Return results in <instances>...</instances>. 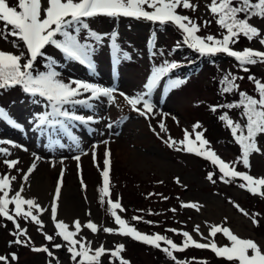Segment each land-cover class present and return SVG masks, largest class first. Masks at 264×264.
<instances>
[{
  "label": "rangeland",
  "instance_id": "obj_1",
  "mask_svg": "<svg viewBox=\"0 0 264 264\" xmlns=\"http://www.w3.org/2000/svg\"><path fill=\"white\" fill-rule=\"evenodd\" d=\"M192 2L197 5V9L181 10L182 14L189 15L202 25L199 35L212 34L220 38L223 30L215 23V18L206 7L210 0ZM9 3L14 5L16 0H9ZM206 19L212 22L204 27L203 21ZM87 22L92 30L103 36L99 44L91 39L81 41L90 43L95 48V73L78 62L69 61L53 46H46L44 50L57 60L56 67L61 72L62 79L98 83L116 90L111 101L103 97L91 101L94 105L92 109L77 106V114L85 117L91 115L94 118V121L87 125H81L79 122L70 124V131L78 139V147L58 126L53 128L39 125L38 114L50 111V108H45L42 98L24 95L20 90L0 94V107L8 111L22 126L17 129L0 121V141H4L0 143V148L7 149L10 154L6 156L0 153V176L7 174L16 177L11 181L10 195H14L23 185L22 195L34 199L45 209L40 215L44 225L43 232L54 236V240L49 242L37 230L36 224L20 220L21 226L28 230L33 245L47 246L53 251L58 258L53 264H73L66 246L61 249L53 247L56 243H65L55 236L56 229L51 219V202L63 171L61 195L57 202L58 220L67 223L70 230H74L75 220H80L82 224L89 220L96 223V233L82 228L80 236L85 242H90L93 249L100 245L114 249L120 243L125 244L126 250L122 256L128 259L130 264H174L159 249L129 237L103 232V227H118L107 212L108 198H105L104 204L100 203L99 189L103 186L101 173L104 168V153L108 150L110 198L113 201L120 200L125 211L117 210L118 214L139 231L149 235H166L177 245H181L182 235L167 231L177 229L180 232L188 231L199 242H207L194 232V227L200 225V231L207 236L210 225L222 224L227 218L224 226L229 227L241 238L255 240L264 248V197L241 189L238 186L241 183L239 179L227 184L222 182L218 168L210 161L186 151L169 148L165 143L168 137L176 141L182 140L184 130L187 129L191 133L192 126L199 122L201 127L197 131L204 132L212 149L226 162L236 160L240 149L235 144L230 130L219 120V115L228 112L232 119L239 120L240 110L218 109L213 112L210 109L212 105L236 101L238 91L241 90L255 95L254 84L247 77L253 75L264 80V64L247 66L249 72L245 73L238 62L226 54L200 56L186 45L177 48L176 45L182 41V34L173 26L161 27L142 19L127 17L112 19L101 16ZM250 22L264 32V19L253 18ZM112 32L117 33L116 44L120 48L116 55L127 52L130 56V59H121L119 64L114 63ZM153 32L157 33L155 47L147 43ZM86 35L87 30H82L81 37ZM232 47L234 50H243L245 47L264 50V46L259 45L258 41L250 42L243 37ZM0 49L17 51L2 39ZM164 61L177 62L179 67L161 78L151 95V101L155 105L153 114L150 117H142L131 109L119 93L134 96L138 92L146 91L143 85L152 68L161 66ZM46 62L43 57L38 58L36 68L46 71ZM229 73L244 79L236 81L240 85L238 90L223 93L224 85L220 81ZM169 79H183L185 83L169 89ZM34 100H41V103L36 104ZM109 123L113 124L111 129L106 127ZM160 123L165 125L167 131L159 132ZM191 138L195 139L194 134ZM8 141L11 143H7ZM260 142L264 144V138ZM93 145L97 146L95 160ZM36 156L40 159L37 160ZM75 156H80V160L74 159ZM5 159H15L19 163L9 169L4 163ZM33 163L36 167L28 180L24 181L23 175ZM250 164L251 168L246 169L241 163H237L236 170L248 172L254 178L264 177V155L252 154ZM209 172L215 173V183L206 178ZM177 178L180 183L176 182ZM41 191L44 203L39 198L38 193ZM150 193L153 195H149ZM182 202H195L201 206L200 210L183 208ZM234 204H239L249 216H244ZM173 208L176 209L175 212L170 211ZM256 213H259V224L253 225L251 216ZM133 216H142L143 221H133ZM14 231L12 222L0 217V254L16 253L18 262L12 261L11 264H49L51 258L46 253L33 252L31 247L10 246L9 241L14 239ZM215 240L218 246L229 243L222 233H218ZM174 255L179 260L187 261V264H200V261H205L206 264H232L224 258L216 257L210 250L194 247H189L183 252H174ZM110 259V256L105 254L102 257L103 264H110ZM111 264L118 262L112 261Z\"/></svg>",
  "mask_w": 264,
  "mask_h": 264
},
{
  "label": "snow or ice",
  "instance_id": "obj_2",
  "mask_svg": "<svg viewBox=\"0 0 264 264\" xmlns=\"http://www.w3.org/2000/svg\"><path fill=\"white\" fill-rule=\"evenodd\" d=\"M206 7L215 18V23L223 30L220 38L212 34L199 35L202 25L189 15L182 14L181 10L195 11L197 9V5L192 0H16L14 5L10 4L9 0H0V25H2L0 27V39L17 50L13 52L0 49V90L20 87L24 93L32 97L42 98L45 102V108H50V111L38 114L39 125H48L53 128L58 126L60 130L71 137L78 147V139L70 131V124L79 122L81 125H87L93 122L94 118L91 115L85 117L77 114V106L92 109L94 105L91 101L99 100L102 97L111 101L116 90L101 86L98 83L71 78L67 81L62 79V74L56 67L57 60L44 51L46 46H53L69 61L78 62L90 72L95 73L96 65L93 59L95 48L92 44L81 41L82 39L84 41L91 39L99 44L103 36L92 30L87 21L101 16L112 19L127 17L136 20L142 19L161 27L173 26L182 34V41L176 45L177 48L186 45L187 48L200 56L226 54L228 57L234 58L245 73L249 72L247 66L264 64V50H256L252 47L234 50L232 47L239 42L241 37L250 42L258 41L259 45L264 46V32L250 22L253 18L264 19V0H210ZM211 22L206 19L203 21V26L207 27ZM82 30H87V35L84 37H81ZM9 37L12 39L10 40ZM156 37L157 33L153 32L147 41L149 46L155 47ZM116 38L117 33L112 32L114 63L119 64L121 59H130V56L127 52L116 55L120 52ZM21 45L23 49H21ZM41 57L47 61L44 65L46 71H40L36 68L38 58ZM178 67L177 62L164 61L161 66L152 68L151 74L143 85L146 91L138 92L134 96H129L123 92L119 94L133 111L142 117H150L155 108L151 101L153 90L161 82L162 77L167 76L169 72ZM242 79L244 77L229 73L220 81L224 85L222 92L231 93L238 90L240 85L236 81ZM247 79L254 84L255 95L241 90L238 91L236 101L212 105L210 109L213 112H217L218 109L240 110L239 120L232 119L228 112L219 115V120L230 130L235 144L240 149V155L236 160L226 162L212 149L210 142L204 136V132L197 131L201 127L199 122L192 126L191 133L187 129L184 130L182 140L176 141L168 137L165 143L169 148L186 151L210 161L212 165L218 168L219 179L222 182L227 184L239 179L241 183L238 186L241 189H245L253 195L264 197V177L254 178L248 172L236 170L237 163H241L246 169H250L252 154L264 155V144L260 142L264 138V80L257 79L253 75H249ZM184 83L185 80L183 79H169L167 87L173 89ZM85 94L88 95L85 96ZM33 102L40 104L41 100H34ZM173 119L176 118L173 117ZM0 121H4L17 129L22 128L2 107H0ZM106 127L111 129L113 124L109 123ZM159 127L161 132L167 131L163 123H160ZM193 134L195 139L191 138ZM3 142L0 141V143ZM7 143H11V141ZM103 143L107 144L108 141H103ZM92 147L93 159L95 160V148L97 146L93 145ZM0 153L6 156L10 155L5 148H0ZM104 157V168L101 173L103 186L99 189L100 203L104 204L105 198H108L106 201L107 212L118 227H103V232L129 237L134 241L159 249L174 264H187V261L177 259L174 252H183L189 247L210 250L216 257L224 258L232 264H264V248L255 240L241 238L229 227L224 226L227 218L222 224L210 225L207 236H204L200 231V225L194 227V232L207 242H199L188 231L180 232L177 229H168L167 231L182 235L181 245H177L166 235L159 233L149 235L139 231L118 214L117 210L119 212L125 211L120 200L113 201L110 198V151L106 150ZM36 159L38 160L40 157L36 156ZM74 159L79 161L80 156H75ZM4 163L9 169H13L19 161L5 159ZM35 167L36 165L33 163L27 169L23 175L24 181L28 180ZM214 176L215 173L209 172L206 178L215 183ZM62 178L63 171L51 202V219L56 229L55 236L60 237L65 243H56L53 247L61 249L66 246L73 264H103L102 257L105 254L110 256V264L112 261L118 262V264H130V261L122 256L126 250L125 244L120 243L114 249H108L104 245L93 249L90 242H85L84 238L80 236L82 228H87L92 233H96L98 231L96 223L89 220L86 224H82L80 220H75L73 222L74 230H70L67 223L57 219V202L61 195ZM15 179V176L10 177L7 174L0 176V217L12 222L15 228L12 233L14 239L9 241V245L31 247L33 252L46 253L51 258L49 264H53L54 261L58 260L53 251L47 246H34L31 237L28 235V230L22 227L19 222L24 220L36 224L37 230L44 235L45 240L51 242L54 240V236L43 232L44 225L40 219V215L45 209L34 199L25 198L22 195L23 185L15 191L14 195H10L12 191L11 181ZM176 182L180 183L179 178L176 179ZM81 184L83 187L82 180ZM149 195L153 194L150 193ZM163 199L167 200L168 198L163 197ZM10 206L13 207L10 208ZM181 206L196 211H199L201 207L195 202H182ZM234 206L244 216H249V213L239 204H234ZM170 211L175 212L176 209L173 208ZM258 216L259 213L251 216L253 225L259 224ZM132 220L143 221V217L133 216ZM146 223L152 224L153 222L146 221ZM218 233H222L229 243L218 246L215 240ZM162 245L164 246L162 247ZM18 259V255L14 252L0 255V264H11L12 261L18 262ZM200 264H206V262L200 261Z\"/></svg>",
  "mask_w": 264,
  "mask_h": 264
},
{
  "label": "trees",
  "instance_id": "obj_3",
  "mask_svg": "<svg viewBox=\"0 0 264 264\" xmlns=\"http://www.w3.org/2000/svg\"><path fill=\"white\" fill-rule=\"evenodd\" d=\"M64 63H66V62H64ZM12 90H13V91H14V90H20L22 94L26 95V93H24L20 87H15V88L8 89V90H0V94L2 95L4 92H8V91H12ZM26 97H28V96H26ZM29 98H30V97H29ZM163 246H164V245H162V247H163Z\"/></svg>",
  "mask_w": 264,
  "mask_h": 264
},
{
  "label": "bare ground",
  "instance_id": "obj_4",
  "mask_svg": "<svg viewBox=\"0 0 264 264\" xmlns=\"http://www.w3.org/2000/svg\"><path fill=\"white\" fill-rule=\"evenodd\" d=\"M159 132H161V131H160V127H159ZM38 194H39V196H40L39 198H40L41 201L44 203L45 201H44V199H42L43 196H44V195H42V191H41L40 193H38ZM62 194H63V193H62ZM67 195H68V193L65 194V197H67ZM43 203H42V204H43ZM75 211H77V210H75ZM69 218H70V217H69ZM67 219H68V218H67Z\"/></svg>",
  "mask_w": 264,
  "mask_h": 264
},
{
  "label": "flooded vegetation",
  "instance_id": "obj_5",
  "mask_svg": "<svg viewBox=\"0 0 264 264\" xmlns=\"http://www.w3.org/2000/svg\"><path fill=\"white\" fill-rule=\"evenodd\" d=\"M0 255H4V254H0Z\"/></svg>",
  "mask_w": 264,
  "mask_h": 264
}]
</instances>
